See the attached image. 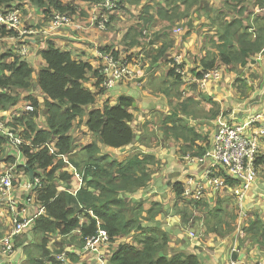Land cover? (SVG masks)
<instances>
[{"label":"trees","instance_id":"1","mask_svg":"<svg viewBox=\"0 0 264 264\" xmlns=\"http://www.w3.org/2000/svg\"><path fill=\"white\" fill-rule=\"evenodd\" d=\"M86 1L91 6H98V11L100 8L107 16L110 14L111 10L104 8L106 0ZM142 1L118 0L116 4L117 8L131 13L128 7L140 6ZM162 1L155 0L142 5L143 9L140 10L136 23L126 28L123 37L129 50L150 46L143 58L144 64L149 63L148 71L169 55L174 47V39L171 38L173 24L189 17L195 6L214 13L209 16L208 27L210 30L217 29L221 41L212 45L215 51L209 52L203 59L204 71L218 68L219 61L229 69H235L238 65L246 66L251 55L264 48V14L253 15V11L246 5L248 0H226L217 11H213L215 8L207 0ZM257 2L264 8V0ZM29 4L42 11L48 21L53 19L56 12L69 15L78 13V5L64 0H0V13L13 9L22 12ZM85 14V11L81 12V15ZM108 19L110 28L117 15L110 14ZM159 20L167 22V27L151 31ZM37 27L42 29L41 25ZM1 34L3 37L18 36L16 30H9L5 25L1 26ZM38 36L40 39L41 35ZM212 42L215 43L216 40L212 38L210 43ZM30 43L32 42L26 39L19 42L22 46ZM17 49L11 47L6 52H0V111L11 110L10 117L2 118L7 120L8 129L22 141L13 147L21 153L26 163H19L16 160L17 154L9 155L12 165L19 168L17 179L20 177L19 173L29 170L40 178V185L35 189V200L44 207L45 212L35 218L33 246H28L25 250L30 257L29 264L78 263L81 255L74 251H83L88 238L98 234L99 230H105L109 234L111 243L121 237L136 234L137 243H121L108 258L107 264H201L197 255L171 248V236L167 230L159 224L152 227L145 222L156 219L162 210L161 203L154 202L146 210V200L133 202L125 197L147 188L161 166L155 155L147 154L135 145L144 143L155 135L151 133L152 127L147 124L149 122H146L142 134L144 138H138L132 126L137 109L136 99L129 94H122L114 104L107 99L102 107H95L100 96L108 89L103 85L105 77L90 62L76 60L71 50L62 49L48 39L46 47H39L46 65L37 71L32 62L33 56L18 54ZM105 49L112 51L117 57L123 53L120 47L102 48ZM170 62H174L173 58ZM169 69L167 76L154 84H157L154 89L167 98L174 96L182 99L178 107L188 114V103L192 100L186 97L188 92L184 88H194L198 83L186 86L176 67L171 66ZM93 74L98 78L94 83L96 90L87 84L92 80L90 77ZM195 74L198 78L203 75L197 70ZM33 88L40 90L42 98L31 94ZM26 92L29 94L26 95ZM23 98L34 106L33 111L19 112L15 109ZM76 122L79 123L78 127L75 126ZM161 125L166 138L170 136L182 143L179 147L184 154L187 155L190 151L193 156L201 157L209 150V147L206 149L198 146L199 134L193 127L186 125L183 115L178 111L162 120ZM73 129L90 132L94 137L92 142L78 144ZM53 142L55 148L51 150ZM4 143L14 144L9 136L0 133V155L5 150ZM130 146H133L130 153L122 161L106 151L109 148L122 150ZM64 156L68 157L69 164L74 167V173L77 172L83 179V184L76 193L72 192L75 187L71 185L75 174L66 168L68 163ZM260 162H264V158L258 159V163ZM230 180H234V185L240 183L233 177ZM65 183L67 186L63 189L62 185ZM174 190L177 196L176 211L185 224L191 223V209H203L207 213V233L232 230L231 222L237 215L227 212L225 205L229 203V199L219 198L217 206L209 209L210 201H204L203 197L207 189L198 199L186 195L185 184L181 181L174 184ZM234 196L230 195L232 198ZM145 212L148 215H144ZM226 213L228 220L223 218ZM212 219L213 222L210 223ZM224 223L227 225L226 229L223 228ZM249 231L264 246V221L255 218ZM51 236H59L61 240L52 242L49 240ZM69 247L73 249H68ZM62 254L69 262L60 258Z\"/></svg>","mask_w":264,"mask_h":264},{"label":"crops","instance_id":"2","mask_svg":"<svg viewBox=\"0 0 264 264\" xmlns=\"http://www.w3.org/2000/svg\"><path fill=\"white\" fill-rule=\"evenodd\" d=\"M156 1L161 2V0ZM225 2L226 0H219L217 4L213 6L214 8L216 6L214 11H217L218 8L220 9ZM256 2L257 0H248L246 5L249 10L251 9V11H253V15H263L264 8L259 6V3ZM243 5H245V3ZM27 6H25V9H27ZM131 6L133 7L132 10ZM135 6L136 5H130L128 7L131 13H133ZM31 7L35 8L33 5ZM196 9L199 11L203 10L198 6ZM35 10L36 16L33 21H28L32 16L25 18L23 21L24 25L22 26L21 24L16 31L19 32L20 29L24 27H31L29 29L37 30V33L33 34V36H27L26 38L22 37L23 40L26 39V41L32 42L26 47L29 50L28 55L30 56L31 54L33 56L32 62L37 68V71L46 65L39 53V47H46L48 39L62 49L71 50L76 60L90 62L94 68L98 70H100L101 67L100 59L97 58L95 52L97 47H120L121 51L124 52L121 46L122 43H125V41H123L125 34L116 39H112L106 34L107 31L98 28L91 20L85 27L81 24H76L77 20L87 16L88 13L81 15V12L84 10L81 12L78 11L77 14L70 15V24L59 28H52L51 21H48L43 12L36 8ZM93 10L94 8H91L90 12H93ZM126 12L125 10L117 8L116 10L110 11V14L119 16V14H125ZM247 12L248 11H246V13ZM210 15L213 16L214 13L211 12ZM195 19H197L196 15ZM260 20L263 21V19ZM207 24H209V22H207ZM37 25H41L42 29L37 27ZM216 30H212L215 31L216 34H210L209 40L213 38L214 40L217 39L220 41L219 34ZM37 35H41V38L39 39ZM197 37L194 29L188 32V34H183V32L180 34L173 31L171 38L174 39V47L165 59L149 69L147 75L145 72L149 63L144 64L143 58L146 56V51L150 49V46H147L145 49L142 47L130 49L131 51L133 50L132 53L129 54L130 59L133 62L136 60L138 65L137 67L132 65V69L140 76L139 79L134 82H128L127 84L126 82L123 84L119 83L110 92H106L104 95L100 96V100L104 102L109 99L111 104L116 103L122 94L133 96L136 99L137 109L135 111V120L132 126L135 128L138 138H144L142 134L144 132L143 126L146 122H149L147 124L152 127L151 133H155L151 139L135 145L139 146L145 153L155 155L156 161L160 162L161 166L159 165V170L156 171L147 188L129 193L125 197L133 202L146 200L144 203L146 210L149 209L154 202H156V204L161 203L162 206L160 205V207L162 210L156 219L152 222H145L148 226L152 227L159 224L161 228L169 232L171 236V248L174 250L180 249L186 254L197 255L201 264H232L233 261H235V264L264 263V246L261 244L260 240L249 231L251 222L255 218L264 221V162L258 163V159L264 158V138L261 141L260 154L257 159V179L244 191L241 200H239L238 195L234 192L237 184L234 185L235 183L232 182L234 180L231 181L228 177H226L227 183L229 184L228 187L217 191L207 188L203 194V197H205L204 201H210L209 209L217 206L220 200L219 198H227L230 200L229 203L225 205L227 212H234L237 215L236 219L231 222L232 230H227L224 233H207L205 225L207 213L203 209H191L189 218L191 223L188 224H185L176 211L177 196L174 190V184L178 181L184 182L188 176H192V178L196 180L193 184L195 188L196 185L202 183V177L209 169L210 161H207L205 164L186 161L184 159L186 154H184L179 147L181 142L170 136L167 138L165 137L164 131L161 130L162 120L171 116L174 111H178L183 115L186 125L188 127H193L199 134V139L197 140L198 146L208 149V147L210 148L214 143L215 136L223 125H243L250 122L251 119L256 116H264V78L261 77V74L264 73V48L261 52L251 55L248 60V65H238L235 69L222 66L220 68L222 74L220 79H211L204 88H201L199 84L195 85L194 88H190L188 90V96L186 97H190L192 100L188 103L191 114L183 113L181 108L177 106L182 99L174 96L167 98L154 89L157 85L154 86V84L161 78L167 76L166 74L170 70L169 68H171L170 59L173 58L174 51L175 54H183L185 63L192 67L191 69H193L194 73L196 70L199 72L203 70V59L209 52L211 53L212 51L213 53L215 48H210V42L208 41L201 43L200 39L197 40ZM9 40L14 41V48L22 46L18 43L17 38L3 41ZM128 49L127 46V50ZM139 52L140 54H138ZM189 60H193L194 63L190 64ZM90 79L92 80L87 83L88 86L96 90L94 86L96 82V80H94V74ZM37 88H33L30 92L36 96L38 95V98H42V94ZM28 94L29 93L26 92V95ZM22 101L25 103L27 100L23 98L18 103L19 106L23 105ZM18 105L16 107H19ZM192 106H194L193 110ZM10 112L11 110L4 111L3 113L8 115ZM143 118H147V120L143 121ZM260 123H264V118L253 124L252 128L257 127L256 125ZM133 146L122 150L113 149L115 151L114 154L118 155L119 160L122 161L130 153ZM3 147L5 150L0 155L1 170H4L6 167L15 166L9 161V155L11 154L18 155L16 160L19 163L25 162V160L22 159L21 153L14 150L12 145L4 143ZM109 150L112 149L109 148ZM188 154L193 156L190 151L187 155ZM214 168L218 175H226L221 166L217 165ZM68 170L71 171L70 168ZM15 171L18 172V168H15ZM74 174L71 185L75 187L72 192L76 193L83 182L77 178V172ZM18 175L20 177L17 179L18 182L15 183L12 193V198H16L15 202L17 207L15 206V208L18 212H22L23 216H33L37 214L41 208L35 200V189L27 190L25 187H22L21 184L32 181L35 177L34 173L29 170V172L23 171V173L21 172ZM66 186L67 183L63 184L62 188L64 189ZM231 194L235 196L232 198L230 197ZM144 215L148 214L145 212ZM225 217L227 218L226 220H228L227 213L223 215L224 220ZM34 221L25 232L20 234L21 236L19 238H15L16 247L12 256L13 264H29L30 257L25 250L28 246H33L34 238L32 237V232ZM11 228L12 210L7 203L6 196L0 194V240L9 235ZM223 228H227L226 223L223 224ZM135 235L136 234L133 233L132 235L121 237L116 242L111 243L112 248L109 253V249L106 251V259L108 260L124 239L126 240L125 242L137 243ZM56 239L61 240L59 236H51L49 240L56 242ZM68 249H73V247H69ZM76 251L74 252L76 253ZM84 258L85 257L82 256L80 262L73 263L70 261L68 264H95L96 262L95 256L92 257L89 255L87 257V262H83ZM2 259L3 258L0 257V260Z\"/></svg>","mask_w":264,"mask_h":264},{"label":"built area","instance_id":"3","mask_svg":"<svg viewBox=\"0 0 264 264\" xmlns=\"http://www.w3.org/2000/svg\"><path fill=\"white\" fill-rule=\"evenodd\" d=\"M118 0H106L104 2V8L108 10H116ZM106 13H99L98 6L94 8L91 14L90 20L95 23L98 28L107 31L108 21ZM71 18L67 13L56 12L53 19L51 20L52 28H59L68 26ZM0 24L5 25L9 30L11 28H19L21 22V11L19 9H13L9 12L0 13ZM13 29V30H16ZM180 29L174 31L180 33ZM37 33V30L29 28H21L18 32V36L26 38L30 34ZM16 36V37H18ZM18 54L28 56L29 50L26 45L18 47L16 50ZM96 56L100 59V71L105 77L103 85L106 89H112L119 83L134 82L139 79V75L132 69V65H137V61L133 62L130 59V55L122 53L117 57L112 51L108 49L102 50L97 47ZM174 62H171V66L176 67L177 72L182 76V79L186 86L193 83H198L201 88L207 86L208 81L211 79H220L221 69L214 68L212 70H202V77L198 78L192 71H188L185 67V60L183 54H176L173 56ZM25 111H33L34 106L31 103L25 102ZM19 106V105H18ZM5 114L0 111V133L6 134L12 139L13 146H18L22 141L17 135L12 133L6 124L7 120H4ZM264 116L259 115L251 119L250 122L243 125H223L217 135L215 136L214 143L211 145L209 150L201 157L186 155L184 159L189 162H195L198 164L209 163V169L205 172L202 177V183L193 187L195 179L192 176H188L187 180L183 183L186 187V195L198 199L202 197V192L207 188L214 189L215 191L221 190L228 187L226 177L236 178L240 181L234 189L235 194L238 195L241 200L245 190H247L258 176L257 170V159L260 154V144L264 138V123L257 124V127L252 128V125L260 121ZM14 149L16 147H13ZM55 147H51L53 150ZM18 158V155H16ZM65 157V156H64ZM26 163V162H24ZM221 166L226 175H218L215 171L216 166ZM16 166L6 167L4 170L0 169V194L6 196L7 203L12 210V228L8 236L0 240V264H13V254L15 252V238L21 233L25 232L28 227L31 226L35 218L45 212L44 207L40 208V211L33 216H23L22 212H18L15 208L16 202L12 199L13 189L15 187V181L17 180V172L15 171ZM77 178L83 182L82 177L77 173ZM204 180V181H203ZM40 185V178L34 177L32 181L22 183L21 186L27 190L37 189ZM25 211V210H24ZM111 245V239L109 234L105 230H99L98 234L88 238L85 249L83 251L77 250L76 253L85 257L90 253H98L99 256L95 259V264H107L106 255L104 251H101V246ZM81 256V257H82ZM60 258L66 262L69 260L64 254ZM232 264H235L233 261ZM255 264H264L263 262H257Z\"/></svg>","mask_w":264,"mask_h":264},{"label":"rangeland","instance_id":"4","mask_svg":"<svg viewBox=\"0 0 264 264\" xmlns=\"http://www.w3.org/2000/svg\"><path fill=\"white\" fill-rule=\"evenodd\" d=\"M66 3H68V2H73V3H75V4H77L78 5V11L79 12H81L82 10H84L86 13H88L87 14V16H84V17H82V18H80L79 20H77L76 21V24H81L83 27H85L87 24H89V22H90V17H91V14H92V12H90L91 11V8H95L96 6H91L90 5V2L89 1H86V0H64ZM207 1H209L210 2V4L212 5V6H214V5H216L217 4V2L219 1V0H207ZM152 2H155V0H143L142 1V5H144V4H147V3H152ZM161 2H163L162 0H161ZM142 5H140V6H135V9L133 10V13H130V12H126L125 14H119V16H117V19L114 21V23L113 24H111V26H110V28L108 27V30H107V32H106V34L108 35V36H110L112 39H116L117 37H119V36H122L123 34H125V31H126V28L127 27H131L133 24H135L136 23V20H137V16H139V14H140V10H142L143 9V6ZM32 6V4H29L26 8L27 9H25L24 8V10H22V12H21V22H22V26L24 25L23 24V21H24V19L25 18H27V17H30V16H32V17H30L29 19H28V21L29 22H32L33 21V19L35 18V16H36V10H35V8H33V7H31ZM196 7L197 6H195L194 8H192V11H191V15L189 16V17H186L185 19H183V20H180V21H178V22H175L174 24H173V26H174V31H176L177 29H180L181 31H180V34L183 32V34H188V32H190L192 29H194V31H195V35H197L198 37V39L197 40H199L200 39V41H201V43H203L204 41L206 42V41H208V42H210V40H209V36H210V34L212 35V34H216L215 33V31H212V30H210L209 29V27H208V24H207V22H209L208 21V17H209V15H210V13H211V11L210 10H205V9H203V10H201V11H199V10H197L196 9ZM215 8H216V6H215ZM133 9V7L131 6V10ZM130 10V11H131ZM214 11V10H213ZM154 12V11H153ZM90 13V14H89ZM99 13H102V10L99 8ZM109 13H108V17L107 18H109ZM195 15L197 16V19H195ZM39 17V16H38ZM121 17H123V18H121ZM157 18V17H156ZM191 19V20H190ZM190 21H192V22H190ZM158 24L156 25V27L154 28V29H150L151 31H155V30H159V29H161L162 27H167V25H168V23L167 22H165L164 20H159V21H156ZM1 24H0V52L2 53V52H6L5 50H7V49H9L11 46L14 48V41H11V40H9V41H3V40H7V39H18V43L20 42V41H22L23 39H22V37L19 35L18 37H15L14 35H10V36H5V37H3V35L1 34ZM25 26H26V24H25ZM11 29H16V28H11ZM42 35V34H41ZM30 36H33V34H30V35H28V37H30ZM221 41H219V40H217L216 39V42L215 43H209V45H210V48H212L213 49V46L212 45H215V44H218V43H220ZM121 47H123V50H124V52H126V53H128V54H131L132 53V51L131 50H127V45H126V43H122V46ZM17 48V47H16ZM15 48V49H16ZM123 52V53H124ZM138 54H140V52L138 53ZM137 55V54H136ZM173 55L174 56H176V54H175V51L173 52ZM192 57H194V56H192ZM219 61V60H218ZM142 63V62H141ZM140 63V64H141ZM189 63L190 64H193L194 62H193V60H189ZM100 65H101V63H100ZM222 66H224V64L221 62V61H219V67L218 68H221ZM240 66V65H239ZM185 67H186V69L188 70V71H192V72H194L193 71V69H191L192 67L191 66H189V65H187V64H185ZM239 68H241V67H239ZM195 70V69H194ZM146 75L148 74V67H147V69H146ZM146 77V76H145ZM144 77V78H145ZM261 77H263L264 78V73H262L261 74ZM94 80H98V78L96 77V76H94ZM155 83V82H154ZM113 89V88H112ZM112 89H108V91H107V93L108 92H110ZM187 92H188V90H189V88H184ZM38 96V95H37ZM23 102V104H25L24 103V101H22ZM105 103L102 101V100H100V101H98L97 103H96V105H95V107H102L103 105H104ZM178 106V105H177ZM16 108H18V110H19V112H24L25 111V109H24V105H20L19 107H16ZM4 114H6V113H4ZM12 115V113L10 112V114H8V115H5L4 117L5 118H7V117H10ZM151 119V118H150ZM145 120H147V118H143V121H145ZM78 125H79V123L78 122H76L75 123V126L76 127H78ZM73 134L74 135H76V137H77V143L78 144H81V143H88V142H92V140H93V135L90 133V132H88L87 131V133H86V131L84 130V129H73ZM54 146V142L51 144V146L50 147H53ZM107 152H111L112 154H114L115 153V151L112 149V150H109V149H107L106 150ZM118 153V152H117ZM114 156L116 157V158H118L119 159V156L118 155H115L114 154ZM64 160L68 163V165H67V169H71V172H73L74 173V167L71 165V164H69V159H68V157L67 156H65L64 157ZM19 169V168H18ZM18 173V172H17ZM257 179V178H256ZM256 179H255V181H256ZM187 180V178L185 179V181ZM13 199V201H15V197H13L12 198ZM211 222H213V219L210 221V223ZM32 234H33V232H32ZM32 237H33V235H32ZM126 240L124 239V241L123 242H125ZM122 242V243H123ZM101 248H102V250L101 251H104V254L106 255V251L109 249V251H108V253L110 252V249H111V247H110V245H104V246H101ZM108 253H107V255H108ZM92 256V257H94L95 256V259L99 256V254L98 253H90V254H87L86 256H85V258L83 259V262H87V257L88 256ZM85 264H87V263H85Z\"/></svg>","mask_w":264,"mask_h":264},{"label":"clouds","instance_id":"5","mask_svg":"<svg viewBox=\"0 0 264 264\" xmlns=\"http://www.w3.org/2000/svg\"><path fill=\"white\" fill-rule=\"evenodd\" d=\"M124 53H126V52H124ZM128 54V53H127Z\"/></svg>","mask_w":264,"mask_h":264}]
</instances>
